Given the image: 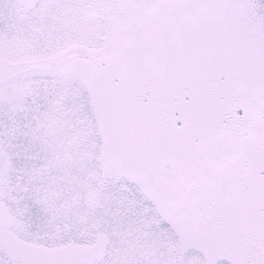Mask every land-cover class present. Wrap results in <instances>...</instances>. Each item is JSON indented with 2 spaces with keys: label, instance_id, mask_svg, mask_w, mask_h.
<instances>
[{
  "label": "rangeland",
  "instance_id": "374dc122",
  "mask_svg": "<svg viewBox=\"0 0 264 264\" xmlns=\"http://www.w3.org/2000/svg\"><path fill=\"white\" fill-rule=\"evenodd\" d=\"M21 1H0V264H264V0H131L161 141L108 101L117 0Z\"/></svg>",
  "mask_w": 264,
  "mask_h": 264
},
{
  "label": "trees",
  "instance_id": "16d2710c",
  "mask_svg": "<svg viewBox=\"0 0 264 264\" xmlns=\"http://www.w3.org/2000/svg\"><path fill=\"white\" fill-rule=\"evenodd\" d=\"M135 4V1L131 0H117V3L115 4L116 7L113 8L112 17L113 24L115 23V27L112 28L111 34L112 47L110 48V63H107L104 57L109 51L107 49V41L103 43V50L101 52L94 53L100 55L98 60L102 61L100 65L104 69H107L108 66L111 67V82L114 86H110L109 88L108 101L111 102L112 99L110 94L121 93V101L119 98H117L119 99L118 101H120L118 102L119 108L125 104V109L127 110V112L125 113L129 116L130 114H128V112L133 114L132 109L134 111L136 109L140 110L138 118L143 123L140 128L141 131L139 132L141 136L146 138L147 135L151 134V131H155L154 133L157 134V137H155L158 139V141H161V139L163 138V132H165L164 124L160 122L157 123L155 120V116L161 117V115L163 114L162 104L159 98L157 90L158 88L156 86L155 80H153L151 71L149 67H147L149 61V54L146 51L145 44L148 41L149 37L146 34H142V36L140 34H134L138 31L140 26H138L139 22H137L134 18L136 11L133 15V12L131 10V6ZM107 76L109 77L108 73L99 78H94L93 75L90 77L92 78L91 80L93 81L94 86L97 87V90H99V87H103L102 85H104L105 87V84L108 82L109 79ZM100 78H103V81L98 80ZM107 85H109V82ZM111 87L113 89V92L111 90ZM136 97L140 101L138 104H136L139 107H135L133 103ZM117 99L115 98L114 100L117 101ZM104 105L106 104L104 103ZM105 109L107 120H109V118L111 117L107 106L105 107ZM124 134L127 138L133 137L131 131L129 130ZM136 139L139 141H143V143L141 144L142 152L144 153L145 157H150V154L148 153L146 147L147 138ZM157 154L158 155L155 154V167L158 170V176H169L168 166L171 165V163L170 158L168 157L170 155V152L165 148L161 147L157 151ZM162 161L165 162L166 168L159 164ZM4 226L7 227L2 213L0 212V229H3ZM4 238L7 239V242L17 243V245L21 249L28 250V252L30 253L29 255L31 257H34L37 254L35 253L34 255V253H31L34 249L19 242L10 233H8V235L4 233Z\"/></svg>",
  "mask_w": 264,
  "mask_h": 264
},
{
  "label": "flooded vegetation",
  "instance_id": "af4514ba",
  "mask_svg": "<svg viewBox=\"0 0 264 264\" xmlns=\"http://www.w3.org/2000/svg\"><path fill=\"white\" fill-rule=\"evenodd\" d=\"M1 2H7V4H9L10 2H15V3H19L17 2V0H0ZM42 1H45V0H22L21 3L17 6V12L19 15L23 16V17H29L30 15H32L33 13L36 12L38 6L41 4ZM1 4V3H0ZM2 5V4H1ZM0 7L2 8V11L4 12V16L7 14V8L8 7H11L10 6H7L6 8L1 6ZM36 14V13H35ZM105 33V32H104ZM100 51L97 50V52H101L103 50V38L100 39Z\"/></svg>",
  "mask_w": 264,
  "mask_h": 264
}]
</instances>
